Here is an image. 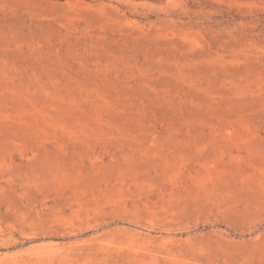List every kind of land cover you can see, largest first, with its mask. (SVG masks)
Returning <instances> with one entry per match:
<instances>
[{
    "label": "rangeland",
    "instance_id": "obj_1",
    "mask_svg": "<svg viewBox=\"0 0 264 264\" xmlns=\"http://www.w3.org/2000/svg\"><path fill=\"white\" fill-rule=\"evenodd\" d=\"M0 264H264V0H0Z\"/></svg>",
    "mask_w": 264,
    "mask_h": 264
}]
</instances>
